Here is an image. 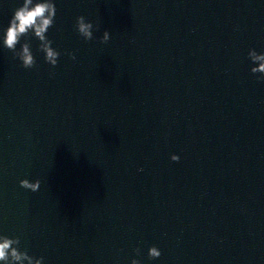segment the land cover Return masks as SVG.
<instances>
[{
  "label": "water",
  "instance_id": "1",
  "mask_svg": "<svg viewBox=\"0 0 264 264\" xmlns=\"http://www.w3.org/2000/svg\"><path fill=\"white\" fill-rule=\"evenodd\" d=\"M48 36L55 68L35 41L32 69L0 50V231L44 264H264V82L246 59L264 0H56Z\"/></svg>",
  "mask_w": 264,
  "mask_h": 264
},
{
  "label": "clouds",
  "instance_id": "2",
  "mask_svg": "<svg viewBox=\"0 0 264 264\" xmlns=\"http://www.w3.org/2000/svg\"><path fill=\"white\" fill-rule=\"evenodd\" d=\"M56 16V0H16L6 26H0V50L11 53L12 59L24 69H32L36 65L32 42H36V53L42 54L43 61L50 68H55L62 55L58 47L53 46L49 39V29L54 25ZM74 30L84 42L93 40L94 32L98 26L80 15L75 18ZM110 34L107 30L99 36V42L105 44L109 41ZM70 59L75 60L72 52L67 53ZM249 62V73L255 77L258 83L264 82V51L249 48L246 53ZM170 160L177 162L178 155H171ZM39 179L30 181L21 179L19 187L31 192L40 189ZM139 255V249H134ZM161 255L155 246L147 248V258L157 260ZM43 256L30 255L26 248L21 246L20 237L14 234L0 231V264H44ZM129 264H141L138 259H131Z\"/></svg>",
  "mask_w": 264,
  "mask_h": 264
}]
</instances>
